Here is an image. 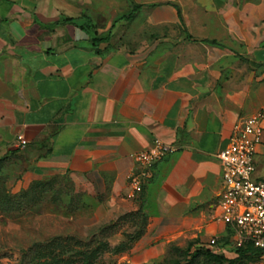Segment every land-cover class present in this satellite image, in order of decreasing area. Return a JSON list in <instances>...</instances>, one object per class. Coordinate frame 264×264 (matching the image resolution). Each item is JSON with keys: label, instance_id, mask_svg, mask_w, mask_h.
<instances>
[{"label": "crops", "instance_id": "crops-1", "mask_svg": "<svg viewBox=\"0 0 264 264\" xmlns=\"http://www.w3.org/2000/svg\"><path fill=\"white\" fill-rule=\"evenodd\" d=\"M190 1L0 0V173L9 194L69 176L95 203V223L142 209L143 233L123 253H147L144 261L173 243L227 235L215 219L217 154L235 124L264 107V65L252 63L264 51L248 50L249 63L237 57L240 17L225 10L229 0H193L195 9ZM132 4L141 8L127 20ZM157 138L177 150L134 193V155ZM258 159L263 177L264 143Z\"/></svg>", "mask_w": 264, "mask_h": 264}, {"label": "rangeland", "instance_id": "rangeland-1", "mask_svg": "<svg viewBox=\"0 0 264 264\" xmlns=\"http://www.w3.org/2000/svg\"><path fill=\"white\" fill-rule=\"evenodd\" d=\"M196 4L192 0L187 6L195 9ZM225 10L239 12V48L235 52L237 57L248 60L249 63L253 54H247L248 50L253 51L251 53L264 51V0H229ZM252 63L264 65V61H256L255 57ZM258 160L257 155L253 179L257 177ZM3 183L4 177L0 173V188ZM217 199L218 197L213 201L217 202ZM95 222V203L75 192L69 176L37 184L16 205L14 211L0 212V264H35L37 260L32 258L38 253L31 252V248L37 245L44 248L47 243H53L54 251H60L57 255L64 259L61 264H81L83 255L77 251L88 247L96 248L100 241H108L110 248L97 253L93 264H176L177 261L180 264H230L229 260L238 258L236 249L221 236L218 242L222 253H215L208 248L209 240L202 242L195 238L190 240L195 241L190 253L186 250L190 241L183 245L173 243L171 246L175 245L181 251H171L170 246L166 253H156L151 260L144 261L147 253H116L114 250L122 232L133 234L142 227L140 217L135 220L130 217L123 218L110 234L107 231L102 232V224ZM213 255L223 256L224 260H215ZM135 256L138 262L132 263L131 258ZM191 260L192 263H189ZM241 263L261 264L258 259L249 258L235 264Z\"/></svg>", "mask_w": 264, "mask_h": 264}, {"label": "built area", "instance_id": "built-area-1", "mask_svg": "<svg viewBox=\"0 0 264 264\" xmlns=\"http://www.w3.org/2000/svg\"><path fill=\"white\" fill-rule=\"evenodd\" d=\"M18 138L21 146L27 144L23 136ZM263 143L264 107L240 119L228 144L217 154L222 167V191L215 215L230 231L229 245L240 248L252 244L262 251L261 264H264V176L253 179V174L255 158ZM176 150L175 146L157 138L152 147L136 153L138 171L128 177L133 192H141L154 165ZM218 239L212 236L207 246L215 253H222Z\"/></svg>", "mask_w": 264, "mask_h": 264}, {"label": "trees", "instance_id": "trees-1", "mask_svg": "<svg viewBox=\"0 0 264 264\" xmlns=\"http://www.w3.org/2000/svg\"><path fill=\"white\" fill-rule=\"evenodd\" d=\"M141 8V5L138 4H132L131 11L125 15V18L127 20H131L136 11ZM88 26H91V24H88ZM104 40V38H94V43L97 45L98 41ZM209 42V41H208ZM214 43V42H211ZM98 51V50H97ZM2 161H0V168H1ZM42 183H48V182H35L33 185L26 191L16 194V195H11L6 191L5 185H3L0 188V212H11L16 209V205L19 204L22 200L23 197H25L28 193H30L34 186L37 184H42ZM125 217H130V219L135 220L137 218L142 219V227L138 229L135 233H127L125 234L126 239L120 242L119 244L115 245L114 250L116 253H123L127 250H129L133 243L142 235L143 230L146 226L147 223V215L142 211V209L128 213L126 215L121 216L116 223L111 224V225H106L101 227V231L105 232L107 231L109 234L112 232V229L118 227L120 220H122ZM229 236H230V231H228L227 235L224 236L226 242L229 244ZM195 241H190L187 245V251L190 253V249L193 247ZM53 243H47V246L42 248V245H37L34 248H31V252L33 253H38L35 258L33 257L32 259H36L35 264H61V262L64 260L62 257H58L57 253H60V251H54L52 248ZM110 248V244L108 241H100L98 247L90 249L89 247L87 249H80L77 251V253H81L82 256V263L81 264H93L94 259H96L97 253H100L102 249H107ZM236 252L238 253V258L231 259L229 260L230 264H235L236 262L242 260V259H258L260 261V256L262 254V251L254 246L252 244L248 243L245 246H242L240 248H235ZM170 250H175V251H181V249L175 245H172L170 247ZM37 251V252H36ZM209 253V252H208ZM213 258L218 261H223L224 258L223 256H218V255H213ZM189 263H192V260L189 261ZM21 264H24L21 263ZM176 264H180V261H177ZM245 264V263H241Z\"/></svg>", "mask_w": 264, "mask_h": 264}]
</instances>
